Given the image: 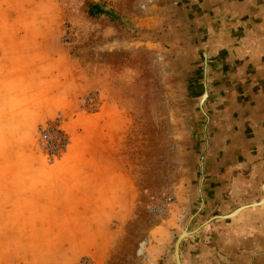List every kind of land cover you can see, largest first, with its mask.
<instances>
[{"label":"rangeland","instance_id":"1","mask_svg":"<svg viewBox=\"0 0 264 264\" xmlns=\"http://www.w3.org/2000/svg\"><path fill=\"white\" fill-rule=\"evenodd\" d=\"M211 6L0 0V264H176L175 239L196 228L181 264H237V218L255 220L264 264V81ZM98 123L128 170V207L114 190L97 220L42 210L41 193L66 190L56 166L75 132Z\"/></svg>","mask_w":264,"mask_h":264},{"label":"crops","instance_id":"2","mask_svg":"<svg viewBox=\"0 0 264 264\" xmlns=\"http://www.w3.org/2000/svg\"><path fill=\"white\" fill-rule=\"evenodd\" d=\"M216 1V8L211 6V17L217 19L219 32L224 35L233 33V39L238 42L237 49L249 51V57L245 53L241 57L243 63L254 66L251 81L254 84L264 81V0ZM102 125L98 123L97 129L94 132L89 130L87 135L84 130L79 131L78 135L75 132L71 150L56 166V180L63 182L66 190L54 191L52 198H49L47 190L41 193L40 202L45 205L41 207L42 210L88 211L94 214L88 218L97 220L116 210L114 204L118 200L113 199L114 190L120 191H116L120 194V209L128 207V170L121 165L117 172L114 170L117 160H114L112 150L108 152V145L112 143L107 142ZM115 165L118 167V164ZM114 177L119 179L118 187L112 184ZM105 210L111 212L104 214ZM98 211L103 214H97ZM233 227L235 234L232 239L236 245L234 256L237 264H255L256 259L263 255L257 249V233L252 232L255 220L237 218Z\"/></svg>","mask_w":264,"mask_h":264},{"label":"water","instance_id":"3","mask_svg":"<svg viewBox=\"0 0 264 264\" xmlns=\"http://www.w3.org/2000/svg\"><path fill=\"white\" fill-rule=\"evenodd\" d=\"M206 94V92L204 93ZM264 192V190H263ZM260 203V202H259ZM259 203H251V204H248V205H243L241 206L240 208H245L247 206H255ZM230 215V214H228ZM198 228L192 230V231H183L181 232L180 234H178L177 238L175 239V242H174V247H173V255H174V260H175V263L176 264H181V260H180V255H179V246H180V243L181 241L186 237L188 236L189 234L195 232Z\"/></svg>","mask_w":264,"mask_h":264},{"label":"trees","instance_id":"4","mask_svg":"<svg viewBox=\"0 0 264 264\" xmlns=\"http://www.w3.org/2000/svg\"><path fill=\"white\" fill-rule=\"evenodd\" d=\"M86 11L90 16H98L101 14H108V11L105 10L100 4L90 3L87 5Z\"/></svg>","mask_w":264,"mask_h":264},{"label":"built area","instance_id":"5","mask_svg":"<svg viewBox=\"0 0 264 264\" xmlns=\"http://www.w3.org/2000/svg\"><path fill=\"white\" fill-rule=\"evenodd\" d=\"M51 131H52V127L50 128V127H42L41 129H40V133H41V136L44 138V140L46 141V144L50 141V140H55V136H53L52 134H51ZM44 140H43V142H44ZM60 139H59V143H57V146H59L60 145ZM51 149V148H50Z\"/></svg>","mask_w":264,"mask_h":264},{"label":"bare ground","instance_id":"6","mask_svg":"<svg viewBox=\"0 0 264 264\" xmlns=\"http://www.w3.org/2000/svg\"><path fill=\"white\" fill-rule=\"evenodd\" d=\"M239 209H241V208H238V209L232 211V213L229 216L234 215Z\"/></svg>","mask_w":264,"mask_h":264}]
</instances>
